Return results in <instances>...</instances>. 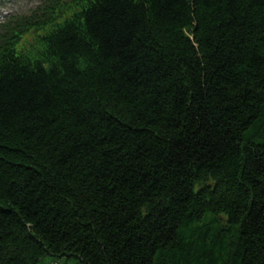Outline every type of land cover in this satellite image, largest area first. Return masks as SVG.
<instances>
[{
    "label": "trees",
    "instance_id": "1",
    "mask_svg": "<svg viewBox=\"0 0 264 264\" xmlns=\"http://www.w3.org/2000/svg\"><path fill=\"white\" fill-rule=\"evenodd\" d=\"M36 27L0 59V264H264V0Z\"/></svg>",
    "mask_w": 264,
    "mask_h": 264
},
{
    "label": "rangeland",
    "instance_id": "2",
    "mask_svg": "<svg viewBox=\"0 0 264 264\" xmlns=\"http://www.w3.org/2000/svg\"><path fill=\"white\" fill-rule=\"evenodd\" d=\"M39 3L38 0H30L29 6H35ZM21 4V3H20ZM10 7L6 8L4 12L10 11ZM27 10V7L25 5H16L13 11H18V12H25ZM40 264H73L72 261H67V260H52V259H44Z\"/></svg>",
    "mask_w": 264,
    "mask_h": 264
}]
</instances>
